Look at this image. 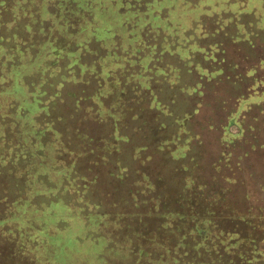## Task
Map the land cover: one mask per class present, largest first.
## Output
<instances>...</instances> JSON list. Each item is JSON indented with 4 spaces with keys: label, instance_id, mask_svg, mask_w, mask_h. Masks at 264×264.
I'll use <instances>...</instances> for the list:
<instances>
[{
    "label": "trees",
    "instance_id": "1",
    "mask_svg": "<svg viewBox=\"0 0 264 264\" xmlns=\"http://www.w3.org/2000/svg\"><path fill=\"white\" fill-rule=\"evenodd\" d=\"M38 1L0 0V97H2L0 99L4 100L3 104L0 103V113H7L5 117L0 116V124H2L0 125V176L3 169L14 167L20 172L18 179L27 185L31 184L32 180L41 182L38 176H44V179L49 181L46 190L50 193H57L56 191L60 190L58 187L62 186L64 195L68 197L72 198L80 194V197L76 198V201L75 198L72 199V202H70L71 198L64 200L59 196L54 200L49 198V204L42 202L41 210L36 209L43 211L42 206L46 205L45 209L50 211L48 213L50 214L51 208L64 207L68 212L64 210L63 215L57 218V224H63L60 220L64 221V217L70 215L72 208L78 207L80 199L86 206H90L85 194L88 195L92 186L97 185L95 175L91 182L87 181L84 189H80L77 184L78 179L72 177V172V175L67 177L60 175V168H66L62 166L65 157L67 156L71 165L72 170H70L85 180L87 176L83 175L86 170L81 168L80 161L83 159L81 156L84 155L88 160L94 158L95 145L105 141L101 138L97 139L85 126L74 127L72 132L62 125L63 119L67 121L69 117L63 116L62 113L56 114L52 109L65 83H84L86 75L98 76L100 81L106 82V71H109L112 65L123 67L128 64L126 56L122 57L123 51L120 54L116 49L118 35L122 38L124 35L129 40L134 34L133 37L140 42L146 37L148 39L149 36L158 40L148 53L143 50L145 46H140V57H142L140 65H143L144 70L149 68L150 71V67L153 70L157 69L161 80L176 88V93H187V90H198L209 84H216L217 81L222 80L221 77L226 75V72L238 71L237 67L231 66L225 70L221 61H217V55L222 51L215 43L220 26L223 30L229 21L241 22L245 16L254 15L251 14L254 12V7L262 2L261 0H227L221 4L219 0H113L111 4L105 2V11L100 10L99 17L105 22L97 26L93 23L98 21L97 13L90 15L92 19L90 18L89 21L85 19L86 11L94 7L88 0H60L59 3L55 0ZM50 3H58L57 7L60 5L65 14L71 8L72 15L65 18L62 12L60 17L57 14L52 22L53 26L49 27L44 20L42 21L41 11H45ZM174 5L177 7L173 11ZM219 5L220 12L216 10ZM56 13L57 10L54 14ZM194 16L197 18L196 23ZM184 20L194 23L197 28L191 26L190 29L184 28ZM138 23L140 29L138 28L137 31H140V34L136 31ZM20 27H23V31ZM48 29L56 31L58 36L62 31L67 32V35L60 38L55 36L52 41L45 40L44 35L49 31ZM93 42L94 46L99 44L101 47L91 46ZM101 51H105L106 56L103 57ZM89 56L95 58L99 56L98 64L86 63L85 60ZM263 61L261 60L260 64H263ZM253 73L255 72L247 73L246 80H249ZM234 79L236 82L239 77ZM262 81L256 80L253 85L258 87ZM52 90L54 91L51 92ZM102 91L100 83L99 94L96 91L95 95H84L76 101V109H81V101L86 102L92 98L98 100L99 108L94 114L88 112L89 114L84 117V124L86 120H95L98 114L107 112L104 111L106 109L102 96L105 92ZM173 102L175 100L171 101ZM155 103L159 104L158 101ZM161 106L169 110L170 104ZM154 109L162 113L159 108ZM82 113L87 114L85 110ZM69 130L70 134H75L77 139L80 137L81 141L63 140V136L69 134ZM111 130L110 133L116 136V144L111 143L112 136H110V142H106L102 147L99 145L104 157L111 156L117 141L124 139L116 128ZM141 148L144 150L143 147ZM17 159L19 162L16 163ZM122 168L125 170L124 167ZM169 169L174 172L170 165ZM15 170L12 173L10 169L14 177H16ZM158 177V183L165 187L169 180L162 176ZM140 179H142L140 184L146 186L140 193L154 192L152 189L158 188L155 175L143 171L142 166ZM192 182H194L193 178L189 182L183 180L177 187L172 185L167 190L172 199L175 196L182 200L184 197L189 199L187 205L183 204L186 207L183 206L181 212L171 210L170 204L153 203L152 206L150 204L151 210L140 215V229L130 230L137 235L140 243L121 244L132 247L127 255L128 259L134 262L140 261V264H264V253L259 247L260 243L264 242V207H254L248 193L240 204H237L234 200L225 203V200L214 198L203 190L199 192L202 201L194 207L191 193L203 189L204 186L197 183L198 189L194 190L195 182L194 184ZM37 193H40V190ZM210 198L215 200L209 201ZM0 199H3V195H0ZM26 203L27 201L24 205ZM100 203H94L93 208L102 211L93 212V209L86 207L89 212L84 215V219L88 220V228L91 226L88 238L91 240L103 238V242L109 246L110 242H107L102 234L104 229L96 226L97 220L108 221L110 217L108 206ZM52 215L53 213L49 216ZM125 216L123 213V217ZM170 216H176L178 220L173 222L169 219ZM8 219L10 220V213ZM6 221L7 219L5 221L0 219V225ZM50 221L55 222L56 219L51 218ZM50 227L36 228V231L40 235L47 236L50 244L57 243V246L61 247L59 243L64 228ZM117 247H120V244ZM107 256L105 258V254L101 255L102 264H111V258Z\"/></svg>",
    "mask_w": 264,
    "mask_h": 264
},
{
    "label": "rangeland",
    "instance_id": "2",
    "mask_svg": "<svg viewBox=\"0 0 264 264\" xmlns=\"http://www.w3.org/2000/svg\"><path fill=\"white\" fill-rule=\"evenodd\" d=\"M56 1L60 2V0ZM88 1L94 7L86 11V21L92 19L90 15L97 13L98 21L93 23L97 26L103 25L105 21L103 22V18L99 17L100 10L103 11L105 2L111 4L113 0ZM226 1L219 0L221 4ZM260 2L262 3L256 4L254 12L251 13L254 15L245 16L241 22H225L223 30L220 26L215 43L222 51L217 55V61H221L225 70L231 66L237 67L238 71L226 72V75L221 77L222 80L217 81L216 84H209L198 90L195 89L196 91L187 90L188 94L176 93V88L161 80L157 69L153 70L149 66L150 71L149 68L144 70L143 65H140L142 59L140 46H145L143 50L148 53L158 40L149 36L148 39L146 37L140 42L133 37L134 34L129 40L124 35L123 38L118 35L116 49L120 54L123 51L122 57L126 56L128 64L123 67L112 65L113 67L106 71V82L100 81L98 76L86 75L83 81L85 84L65 83L52 109L56 114L62 113L63 116L69 117L67 121L63 119L62 125L72 132L74 127L85 126L97 139L105 140L102 144L95 145L94 158L88 160L84 155L81 156L84 160L80 161V165L86 170L83 174L87 176L86 182L71 171L67 156L63 164L60 162L66 168H60L59 174L67 177L72 172V177L78 179L77 184L80 189H84L87 181L91 182L93 177H97V185L92 186L88 195L85 194L90 206H86L80 199L78 207L72 208L70 215L64 217L65 222L60 220L63 224H57V218L63 215L64 210L68 212L67 209L51 208L52 217L49 216L51 213L48 214L50 211L45 209L46 205L42 206L43 211L36 209L41 210L42 202L49 204V198L53 200L57 196L62 197L63 200L71 198L64 195V188L60 186L58 187L60 190L56 191L60 194H52L46 190L49 181L44 179V176H38L41 182L32 180V183L27 185L18 179L20 172L14 167L3 169L0 176V195H3V199H0V219L7 221L0 225V264H102L100 257L103 254L105 258L108 257L107 255L110 256L111 264H140V261L134 262L128 259L127 255L132 247L121 244L140 243V239L138 240L137 235L131 231L134 228L140 229V215L151 210L150 204L151 206L153 203L170 204L171 210L181 212L183 206L186 207V202H190L189 199L184 197L182 200L176 196L172 199L167 190L172 185L177 187L180 181L189 182L191 178L195 182L194 190L198 189L197 183L204 186L203 189L191 193L194 207L202 201L199 193L202 190L214 198L225 200V203L234 200L237 204H240L248 193L254 207H264V61L260 64V61L264 60V0ZM58 3H50L47 8L45 7V11H41L42 21L44 20L49 27L53 26L52 22L57 14L60 17L62 12L65 18L72 15L71 8L69 10L66 8L68 12L65 14L60 5L57 7ZM176 7L173 6V11ZM56 10L57 13L54 14ZM216 10L220 12L221 6L219 5ZM196 20L195 17L194 23ZM194 23L183 21L184 28L188 29L191 27L196 29L197 25ZM138 28L140 29V23L136 31ZM20 29L22 30L23 27ZM48 30L44 35L45 40L52 41L55 36L60 38L67 35V32L62 31L58 36L56 31H52L53 29ZM137 33L140 34V31ZM94 45L93 42L91 46ZM94 47L100 48L101 45L97 44ZM100 53L103 57L106 54L105 51ZM98 57L89 56L85 62L98 64ZM95 61L97 63H94ZM252 71L255 73L246 80V74ZM234 77L239 79L234 82ZM259 79L263 80L262 84L258 87L254 86V81ZM100 83L102 92H105L102 99L106 109L104 111L107 112L98 114L95 120H86L84 124V117L89 114L88 112L94 114L99 108L98 100L92 98L86 102L81 101V109H76V101L84 95L93 96L96 91L99 94ZM172 100L175 102L171 103ZM156 101L159 104L155 103ZM1 102L3 104L4 100L0 99ZM162 104L168 106L170 104L169 110L164 109ZM153 107L159 108L162 113ZM83 110L87 114L82 113ZM6 115L5 112L0 113L2 117ZM111 127L116 128L124 139L117 141L111 156L104 157L99 145L102 147L106 142H110V136H112L111 143L116 144L115 134L110 133ZM70 130L69 134L63 136V140L81 141L80 137L77 139L75 134H70ZM141 147L144 150H141ZM17 162L19 159L16 160ZM169 165L173 167L175 173L170 171ZM141 166L143 171L155 175L158 188L156 190L153 188L154 192L140 193L146 187L140 184ZM10 169L12 173L15 170L16 177L10 173ZM158 176L169 180L165 187L158 183ZM52 180H54L53 176ZM39 190L40 193H37ZM31 195L32 198L28 200ZM78 197L80 194L76 197L72 196L70 202L74 198L76 201ZM214 198H210L209 201H214ZM100 202L108 206L110 217L108 221L97 220L96 226L104 229L102 234L107 242H110L109 246L103 242V238L97 240L88 238L91 226L88 228V220L84 219V215L89 212L87 208L93 209V212L102 211L93 208L94 203L101 204ZM51 218H55L56 221L51 222ZM121 219L123 221H120ZM169 219L175 222L178 217L170 216ZM47 226L64 228L59 243L61 247L57 246V243L50 244L47 236L40 235L36 231V228L42 229ZM94 226L93 224L92 227ZM106 232L109 234H105ZM118 244L120 247H117Z\"/></svg>",
    "mask_w": 264,
    "mask_h": 264
},
{
    "label": "crops",
    "instance_id": "3",
    "mask_svg": "<svg viewBox=\"0 0 264 264\" xmlns=\"http://www.w3.org/2000/svg\"><path fill=\"white\" fill-rule=\"evenodd\" d=\"M260 250L264 253V242L263 243H260Z\"/></svg>",
    "mask_w": 264,
    "mask_h": 264
}]
</instances>
